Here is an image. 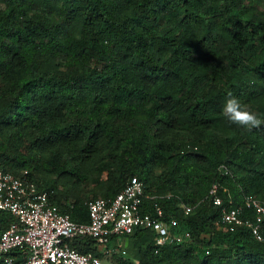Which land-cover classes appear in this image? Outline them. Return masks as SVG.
<instances>
[{"label": "trees", "instance_id": "obj_1", "mask_svg": "<svg viewBox=\"0 0 264 264\" xmlns=\"http://www.w3.org/2000/svg\"><path fill=\"white\" fill-rule=\"evenodd\" d=\"M229 92L260 127L223 115ZM41 158L76 183L100 166L105 188L68 202L34 175ZM0 161L27 169L74 221L140 178L145 209L158 203L181 240L156 250L155 233L136 229L125 236L138 257L113 254L116 264H264V227L256 238L220 223L208 198L218 182L225 205L264 203V0H0ZM13 220L0 210V230ZM70 245L103 254L90 237Z\"/></svg>", "mask_w": 264, "mask_h": 264}, {"label": "built area", "instance_id": "obj_2", "mask_svg": "<svg viewBox=\"0 0 264 264\" xmlns=\"http://www.w3.org/2000/svg\"><path fill=\"white\" fill-rule=\"evenodd\" d=\"M217 171L230 174L224 164L218 165ZM220 187L214 182L208 192L211 202L221 208L220 223H242L260 238L264 203L253 195H244L241 204L225 205L218 194ZM152 197L145 193L144 182L132 176L114 197L90 199L87 221H74L52 203L50 191L36 186L27 169L14 174L0 167V210L14 217L0 230V264H102V257L80 251L70 242L90 237L111 253L113 249L106 244L136 229L149 228L155 233L156 250L181 240V235L173 232L176 219H164L158 203H153V212L145 209V200ZM194 207L183 205L184 213ZM244 209L251 215L244 214Z\"/></svg>", "mask_w": 264, "mask_h": 264}, {"label": "rangeland", "instance_id": "obj_3", "mask_svg": "<svg viewBox=\"0 0 264 264\" xmlns=\"http://www.w3.org/2000/svg\"><path fill=\"white\" fill-rule=\"evenodd\" d=\"M44 159L41 158L39 160V167L35 170L34 175L37 178H43L46 180H51L56 183V189L61 195V192L67 196L68 202L75 199L77 196L82 197L86 195V197H90L93 195L100 196L102 190L105 188L104 181L106 179V171L99 170V167H94L90 174L87 176V179L83 182L79 181L75 182V176L66 177L58 176L56 172H48L47 169L43 167ZM74 166H78V163L73 162ZM3 165L0 161V166ZM153 173L155 175L159 174V168H156ZM168 194V193H167ZM63 198V197H62ZM65 200L64 198L62 199ZM182 236V235H181ZM117 247H113V251L111 253H106L102 246H98V249L102 251V264H116V257L113 254H119L122 256H127L132 260H136L137 256V244L135 243V238L131 236H122L116 242ZM144 249V246L141 247Z\"/></svg>", "mask_w": 264, "mask_h": 264}, {"label": "clouds", "instance_id": "obj_4", "mask_svg": "<svg viewBox=\"0 0 264 264\" xmlns=\"http://www.w3.org/2000/svg\"><path fill=\"white\" fill-rule=\"evenodd\" d=\"M228 99L223 106V115L232 123H235L247 130L258 128L262 121L255 113L250 112L247 108L242 107L239 100L231 92L228 93Z\"/></svg>", "mask_w": 264, "mask_h": 264}, {"label": "crops", "instance_id": "obj_5", "mask_svg": "<svg viewBox=\"0 0 264 264\" xmlns=\"http://www.w3.org/2000/svg\"><path fill=\"white\" fill-rule=\"evenodd\" d=\"M122 237V236H121ZM116 242L118 241V239L117 240H115ZM114 247H117V246H114ZM113 248V247H112Z\"/></svg>", "mask_w": 264, "mask_h": 264}]
</instances>
